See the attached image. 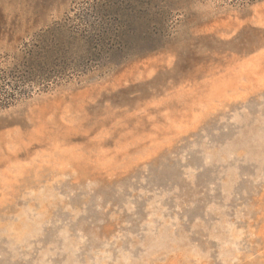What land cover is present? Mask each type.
<instances>
[{
    "label": "rangeland",
    "instance_id": "1",
    "mask_svg": "<svg viewBox=\"0 0 264 264\" xmlns=\"http://www.w3.org/2000/svg\"><path fill=\"white\" fill-rule=\"evenodd\" d=\"M84 12L105 54L0 108V264H264V0H0V73Z\"/></svg>",
    "mask_w": 264,
    "mask_h": 264
},
{
    "label": "trees",
    "instance_id": "2",
    "mask_svg": "<svg viewBox=\"0 0 264 264\" xmlns=\"http://www.w3.org/2000/svg\"><path fill=\"white\" fill-rule=\"evenodd\" d=\"M97 7L98 4H93L90 10L97 12ZM86 15L84 12L80 18L82 27L73 23V17H67L34 33L22 44L0 73V108L10 105L18 95L27 94L35 86L46 89L62 77L85 73L93 66V60L105 54L104 33L96 36Z\"/></svg>",
    "mask_w": 264,
    "mask_h": 264
}]
</instances>
